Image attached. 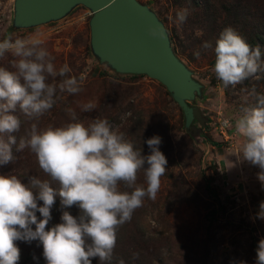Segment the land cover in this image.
I'll return each mask as SVG.
<instances>
[{"label":"rangeland","instance_id":"1","mask_svg":"<svg viewBox=\"0 0 264 264\" xmlns=\"http://www.w3.org/2000/svg\"><path fill=\"white\" fill-rule=\"evenodd\" d=\"M135 1L160 23L173 57L196 86L192 98L185 101L192 110L190 117L158 81L144 74L118 73L98 59L89 42V9L76 5L58 19L19 27L14 23V0H0V40L39 33L57 69L67 64L68 76L76 77L82 87L78 94L58 91L53 107L38 118L25 117L17 109L21 120L20 131L14 134L17 143L32 123L43 130L71 122L87 126L93 119H106L142 155L150 154L144 141L161 137L159 150L167 159V170L159 191L155 200L145 198L118 229L111 264L120 260L125 264H255L258 242L264 239V185L257 179L259 167L242 160L243 137L234 125L246 109L256 106L252 90L264 95V72L258 73L260 79L250 77L224 88L213 68L215 42L227 27L249 45H260L264 68V0ZM182 8L189 9V15L180 24L176 13ZM204 42L213 47L204 49ZM10 60L6 56L0 66L10 68ZM59 81L57 77L49 82ZM89 102L96 107L83 112L82 106ZM68 109L75 112V121ZM13 156L12 163L0 167V175L16 176L24 184L30 176L49 179L28 149L17 152L14 146ZM51 186L58 187L55 182ZM137 186H147L142 170ZM64 210L79 215L76 206ZM60 216L56 197L46 230L60 223ZM16 245L18 264H46L38 240ZM92 264L100 262L92 258Z\"/></svg>","mask_w":264,"mask_h":264},{"label":"clouds","instance_id":"2","mask_svg":"<svg viewBox=\"0 0 264 264\" xmlns=\"http://www.w3.org/2000/svg\"><path fill=\"white\" fill-rule=\"evenodd\" d=\"M188 15L189 9L182 8L176 13V21L183 24ZM147 35L162 39V28L150 27ZM43 43L39 33L0 40V60L11 57L10 68L0 66V167L14 161L16 146L17 152L28 149L34 154L39 168L49 177L41 180L30 176L24 184L16 176L0 175V264H18L16 242L36 240L43 247L46 264H92V258L111 264L118 229L142 207L145 198L155 200L159 191L167 170V159L159 150L162 139L154 135L144 141L150 154L142 155L106 119H93L87 126L71 122L43 130L32 123L17 143L14 134L21 128L17 109L25 117L38 118L53 107L58 91H82L81 82L68 76L69 66L57 69ZM202 47L213 46L204 42ZM214 54L213 71L224 88L250 77L260 79L258 73L264 72L260 45H249L231 27L220 33ZM199 55L194 53L197 58ZM57 77L58 84L49 82ZM250 94L256 106L246 109L234 127L243 137L242 160L259 167L257 179L264 185V95L255 89ZM95 107L89 102L82 111ZM68 111L75 121V112ZM141 170L146 187L137 186ZM52 182L58 187H52ZM56 197L60 198V223L46 230ZM72 206L79 209L76 217L64 210ZM119 264L125 262L120 260ZM255 264H264V239L258 242Z\"/></svg>","mask_w":264,"mask_h":264},{"label":"water","instance_id":"3","mask_svg":"<svg viewBox=\"0 0 264 264\" xmlns=\"http://www.w3.org/2000/svg\"><path fill=\"white\" fill-rule=\"evenodd\" d=\"M81 5L91 12L89 42L92 52L118 73L144 74L158 81L182 113L196 86L173 57L166 34L153 14L135 0H14V23L29 27L58 19ZM150 27L162 28V39L147 35Z\"/></svg>","mask_w":264,"mask_h":264},{"label":"trees","instance_id":"4","mask_svg":"<svg viewBox=\"0 0 264 264\" xmlns=\"http://www.w3.org/2000/svg\"><path fill=\"white\" fill-rule=\"evenodd\" d=\"M212 145H213V146H217V144H216V143H212Z\"/></svg>","mask_w":264,"mask_h":264}]
</instances>
